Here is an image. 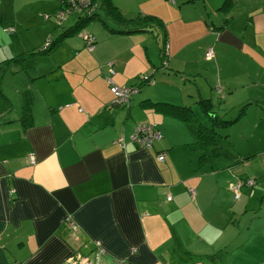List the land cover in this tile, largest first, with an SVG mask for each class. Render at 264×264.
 <instances>
[{
  "label": "crops",
  "instance_id": "1",
  "mask_svg": "<svg viewBox=\"0 0 264 264\" xmlns=\"http://www.w3.org/2000/svg\"><path fill=\"white\" fill-rule=\"evenodd\" d=\"M170 1L174 17L160 14L161 0L138 13L165 22L158 47L161 61L160 46L165 41L168 45L162 70L147 46L159 36L156 25L135 33L89 28L94 58L80 46L59 63L41 66L37 56L46 58L60 43L33 57L32 72L23 62L33 99L31 124L19 120L15 106L12 121L0 125V264H90L82 256L92 264H264V209L251 208L244 197L257 186L263 188L264 131L249 129L264 121L261 109L253 111L251 104L224 127L227 137L236 133L232 127H244L236 138L258 137L259 143L245 154L223 150L219 130L211 150L197 134L198 124L209 125L200 98L211 97L215 112L227 111L255 99L252 86L264 84V0H225L222 5V0H202L193 21L199 32L205 30L204 37L210 35L205 45L203 37L192 42L172 38L170 25L181 27L188 20L181 6L194 0ZM115 6L124 14L118 1ZM123 39L124 46L116 43ZM109 40L115 52L100 56ZM194 43L199 44L184 56ZM137 46L151 65L143 55L144 64L124 59V52L134 54ZM209 48L211 60L205 57ZM149 66L154 67L152 78L165 79L156 73L186 75L177 88L186 87L195 72L210 68L219 86L166 95L175 101L135 92L129 106L118 104L110 86L133 85ZM206 81L211 85L208 77ZM23 91L17 88L15 94ZM238 91L242 93L234 101ZM144 98L188 104L197 117L183 121L141 105L140 112L136 102ZM4 110L0 100V113ZM137 122L156 124L161 138L149 147L138 146L130 140ZM118 137L125 146L116 142ZM246 178L255 179L254 187L243 184Z\"/></svg>",
  "mask_w": 264,
  "mask_h": 264
},
{
  "label": "rangeland",
  "instance_id": "2",
  "mask_svg": "<svg viewBox=\"0 0 264 264\" xmlns=\"http://www.w3.org/2000/svg\"><path fill=\"white\" fill-rule=\"evenodd\" d=\"M116 1H118L121 6L124 9V17L127 19L136 17L139 12L142 11V9H145L148 7V4H150L154 0H113L114 4L116 5ZM225 0H222L220 2V5L224 3ZM171 3L170 0H161V5H159L158 10L162 16H165L167 18H171L175 16V11L170 9L171 7L168 5V3ZM202 0H194L193 2H187L181 6V11L185 15L186 18H188L187 23L182 25L181 27L170 25V33L172 35V38L174 39H181L183 41L192 42L200 37H203L202 44H206V41L210 38V35L207 37H204L205 30H201L199 32V23H196L193 21V18L197 17L196 13L199 9H201ZM60 6V0H0V61L11 57L14 54L21 53L23 51H27L30 49H43L46 45L56 40V38L60 35V33L74 24L77 20V17L81 15L82 11H75L72 13H69L67 11L63 12V15L61 16V19H59V9ZM220 12L221 9H218ZM97 12L99 13V16L102 18V20L107 19V21L111 22L109 19V16H107L102 8H98ZM187 13V14H186ZM159 18V17H158ZM164 21L161 19V23L159 24L158 21H156V33L159 31V36L156 39H151L150 42L147 43L148 46V52L149 54L154 57L155 61H157L156 66L159 65V70L164 69L166 66L163 65V63L158 58V47L161 45L163 41V34H164ZM91 24H94V27H91ZM89 28H91L94 32L99 33V31L105 30L107 34L110 32L104 25V23L100 20L95 18L91 21V23L81 29L76 34L64 38L61 41V44L57 49H55L52 53L45 55L46 58H43V56H37L40 57V59H37V62L40 63V65L46 64V62L52 63H59L62 59H65L72 55V51L75 54L76 51L79 50V47L82 46L85 50H88L86 41L83 37L84 33L89 32ZM100 28V29H99ZM90 29V30H91ZM109 32V33H108ZM91 35L93 36L92 32ZM198 35V36H197ZM198 37V38H197ZM127 38V36H125ZM127 42V39H123L121 41H117L116 43L124 46ZM196 42H200V39ZM114 41L109 40L106 44H104V51L100 53V56H111L115 50L112 47ZM159 43V44H158ZM199 43H194L192 47L187 49V51L184 53V56H188L191 53V50L195 49L198 46ZM74 45V48H71V46ZM128 45H132V41L128 42ZM27 46L26 49L24 47ZM134 49L138 50L135 51L134 54L127 50L124 52V59H133L138 60L144 64V60L148 62L150 65L151 63L148 60V56L144 49H141L140 47H135ZM90 53V52H89ZM92 56L93 54L90 53ZM143 55L145 57L141 58L140 56ZM31 58V59H30ZM94 58V56H93ZM140 58V59H139ZM169 60V57H168ZM211 60V59H208ZM147 63V64H148ZM148 64V65H149ZM198 66L201 65V62H197ZM34 65V67H33ZM185 67H190L189 64H184ZM24 67L32 72V70L36 67V62L33 59V57H28L24 61ZM149 72L146 74H143L140 76V78H137V80H134L132 82L133 85H128L125 87H134L137 88L138 85L145 79L150 77L149 82H145L140 90L138 89L139 94L141 91L144 92H150L154 94V98H158L156 95L159 93L161 99L163 100H172L174 99L167 98L166 95H175L182 90H188L192 89L194 92H198V88L201 87L204 90L209 89V87H215L214 89H217L216 86L218 82L216 81V72L215 70H211L210 68H202L203 71L201 74H198V72H195V74H192L190 77V80H188V85L186 87H178V84H181L183 82V78L186 75H181V77H168L166 74L162 73H156L157 77H163L165 79H157L152 78V73L154 72V67L151 66ZM201 67V66H200ZM210 69V70H209ZM157 70V71H159ZM167 72V71H166ZM26 72L24 69H22L21 66L13 67L12 71H8L3 78L2 83V90L7 97V100L4 98H0L1 102L5 105V108L8 106V100L10 101L12 107L7 111L10 115H13V112L15 110V106L17 108L18 113H21V110L17 107L21 105L22 102V95L15 94V90L18 88L21 91L27 90V84H26ZM206 77H208L211 81V85L208 84L206 81ZM111 87V86H110ZM253 89L256 90L255 99H248L245 100L244 103H242L239 107L228 109L227 111L220 112L217 111L219 115L224 116L226 118H232L235 117L239 111V109L246 103L249 107L251 104H254L253 111H259V108L261 109V113L264 117V84L262 87L260 85L252 86ZM111 90V89H110ZM220 90V89H218ZM242 91H238L237 93L233 94V99L236 101L235 98H239ZM149 94V93H148ZM226 94V91L225 93ZM206 97V96H205ZM229 104V102H228ZM231 106V104H229ZM257 105V106H256ZM136 107L141 112V106H140V100L136 102ZM200 109V108H199ZM143 110V109H142ZM145 111H143L144 114ZM203 114L206 115L207 120L209 122V125L207 127L212 126V121L210 119L209 114L206 112H203ZM211 115V114H210ZM140 121V120H137ZM138 123V122H137ZM137 123L134 125L133 131L135 130V127ZM258 126L255 127V124L250 125V130H257V131H264V121L258 122ZM244 127H232L230 131H236V133L230 134L228 137L226 136L227 129L224 127H219L216 129L219 130V133L222 136V142L221 148L223 150L228 151H237L241 154H245L251 149H253L258 143V137H253L247 135L245 138H236L235 134H239V130H243ZM207 150H211V146H205ZM222 151V150H221ZM251 179V178H246ZM254 180V179H253ZM239 179L235 181L236 185L238 184ZM245 184V183H243ZM255 184V183H254ZM262 187L257 186L254 190L252 189V192L250 195H244L249 201V205L251 208H260L264 209V200L261 204L262 197L264 196V182L262 183ZM254 187V185L252 186ZM251 187V188H252ZM234 193V197L237 199L239 198L238 194ZM261 205V207H260ZM253 212L249 211L248 217L250 215L252 216Z\"/></svg>",
  "mask_w": 264,
  "mask_h": 264
},
{
  "label": "trees",
  "instance_id": "3",
  "mask_svg": "<svg viewBox=\"0 0 264 264\" xmlns=\"http://www.w3.org/2000/svg\"><path fill=\"white\" fill-rule=\"evenodd\" d=\"M102 8L107 16L111 18V22H114V25H107L108 23L99 16L97 12L98 8ZM60 13L67 11L69 13L75 11H82L83 13L77 17V20L74 24L64 29L60 35L56 38L55 41L46 45L43 49H31L29 51L15 54L11 57L5 58L0 61V98H4L7 100L4 92L2 91V83L4 75L8 71H12L13 67L23 66V62L28 57H36L37 55H44L49 53L53 48L58 46L62 39L70 37L77 32H79L84 27L88 26L92 20L95 18L100 19L105 26L109 28L110 31L115 33H135L140 31H147L156 24L161 23V20L156 16L149 14H140L135 18L127 19L123 16L121 11L112 3L111 0H60ZM107 23V24H106ZM167 49L168 45L166 41L162 46H160V57L161 62L164 66L167 64ZM150 77L145 78L137 87V90L145 83L149 82ZM137 92V91H136ZM22 110L19 120L25 125L29 126L31 124L32 118V105L33 99L29 92V90H25L22 92ZM200 108L209 114L210 119L212 121V126L209 128L206 125L198 124L197 134L199 137V141L204 145L211 146L214 143V136L217 133L216 129L219 127H227L229 124L234 123L237 119L244 113L245 107L247 104L245 103L238 111L237 115L232 118H226L217 114L212 110L215 105L213 104L212 98H200L198 100ZM140 105L144 108H152L157 111H161L163 114L170 115L172 117L181 119L183 121H192L196 119L195 111L188 104L175 103L169 101L155 100L151 98H144ZM11 108V103H8L7 108L3 112L0 113V125L3 123H7L11 120L9 113L7 111ZM211 114V115H210ZM152 124V123H151ZM157 127V126H156ZM158 128V127H157ZM160 131V129L158 128ZM161 134V131H160ZM162 135V134H161ZM161 138V137H160ZM253 179V178H251ZM255 181V179H254ZM256 184V181H255ZM254 184V185H255Z\"/></svg>",
  "mask_w": 264,
  "mask_h": 264
},
{
  "label": "built area",
  "instance_id": "4",
  "mask_svg": "<svg viewBox=\"0 0 264 264\" xmlns=\"http://www.w3.org/2000/svg\"><path fill=\"white\" fill-rule=\"evenodd\" d=\"M84 1V0H83ZM63 13L59 14V19H61V16ZM83 37L86 41L87 48L89 51L93 50L95 46V40L94 37L89 33H84ZM205 57L210 59L213 58V51L211 48L207 50L205 53ZM111 92L114 95L115 101L118 104H125L128 103L131 96L137 91V88L134 87H119L117 85H111L110 87ZM161 134L158 128L156 127V124L151 123H137L134 133L130 137V140L141 147H149L153 144L154 141L160 139ZM116 142L120 146H125V141L123 137H118L116 139ZM164 156L162 154L159 155L158 159L162 160ZM31 161H34V157L31 156ZM247 187H252L255 183L253 179H247L244 182ZM240 186V185H239ZM239 186L233 187L232 190L235 192V194L239 195ZM190 193H194V189H189ZM170 199V197H168ZM73 230H75V227L73 226ZM97 244L99 245L100 242L97 241ZM82 258L86 259L88 263L92 264V260L89 257L82 256Z\"/></svg>",
  "mask_w": 264,
  "mask_h": 264
},
{
  "label": "water",
  "instance_id": "5",
  "mask_svg": "<svg viewBox=\"0 0 264 264\" xmlns=\"http://www.w3.org/2000/svg\"><path fill=\"white\" fill-rule=\"evenodd\" d=\"M120 105L129 106V102L128 103H125V104H120Z\"/></svg>",
  "mask_w": 264,
  "mask_h": 264
}]
</instances>
